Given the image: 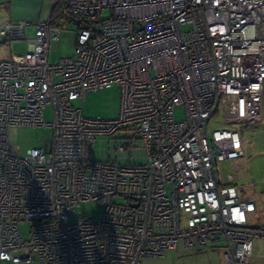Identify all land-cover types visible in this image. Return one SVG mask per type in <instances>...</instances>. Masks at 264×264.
I'll return each instance as SVG.
<instances>
[{
    "label": "built area",
    "instance_id": "1",
    "mask_svg": "<svg viewBox=\"0 0 264 264\" xmlns=\"http://www.w3.org/2000/svg\"><path fill=\"white\" fill-rule=\"evenodd\" d=\"M53 2L77 26L73 55L57 63L50 17L0 21L9 44L35 27L27 54L0 61V263L140 264L182 244L250 264L264 226L248 228L256 205L222 180L219 164L243 153L229 126L260 121L264 0ZM109 86L120 91L119 116L85 117L86 95ZM215 115L225 126L208 131ZM11 126L48 127L52 137L19 155ZM98 137L112 155L93 158ZM139 152L144 163H134ZM93 202L103 203L99 220L69 222Z\"/></svg>",
    "mask_w": 264,
    "mask_h": 264
},
{
    "label": "rangeland",
    "instance_id": "2",
    "mask_svg": "<svg viewBox=\"0 0 264 264\" xmlns=\"http://www.w3.org/2000/svg\"><path fill=\"white\" fill-rule=\"evenodd\" d=\"M53 0H0V21H46L52 11ZM108 13L104 14L107 17ZM53 25L60 30L57 40H52L49 46V62L54 64L60 59L73 55L77 26L74 20L57 8L53 17ZM35 27L29 25L25 29V40L6 43L0 37V59L9 60L11 53L24 55L28 52V40L34 37ZM120 91L116 86H109L99 91L89 92L83 103V115L85 117H101L115 119L120 113ZM78 104V102H75ZM177 121L184 120L183 107L175 109ZM53 120L50 108L44 112V121ZM223 117L215 115L209 122L207 130L222 128ZM229 128L241 132L243 141L242 156L233 160H225L219 164L220 175L223 181H230L238 188L242 200L252 201L256 205V211L247 214L248 228L264 226V92L260 112V121L248 125L234 124ZM8 140L13 147L19 148V155L33 147H42L45 140L52 137V130L48 127H16L11 126L7 130ZM113 144L107 137H98L93 144V158H103L104 155H112ZM139 159L134 163H144V153L139 152ZM115 202L123 203V199L114 198ZM103 211V203L93 202L77 205L74 213L69 216V222H75L79 216L91 215L99 220ZM28 225L21 226L26 233ZM0 264H15L13 262H1ZM18 264H38L37 261ZM140 264H223L221 248L206 247L196 253L193 250L184 249L179 244L176 250L166 251L162 257L146 258ZM250 264H264V238H255L252 241V255Z\"/></svg>",
    "mask_w": 264,
    "mask_h": 264
},
{
    "label": "trees",
    "instance_id": "3",
    "mask_svg": "<svg viewBox=\"0 0 264 264\" xmlns=\"http://www.w3.org/2000/svg\"><path fill=\"white\" fill-rule=\"evenodd\" d=\"M56 10H57V6H53L52 11L50 13V19L52 25H53V17L55 16Z\"/></svg>",
    "mask_w": 264,
    "mask_h": 264
},
{
    "label": "crops",
    "instance_id": "4",
    "mask_svg": "<svg viewBox=\"0 0 264 264\" xmlns=\"http://www.w3.org/2000/svg\"><path fill=\"white\" fill-rule=\"evenodd\" d=\"M49 17H50V16H49ZM32 22L43 23V22H45V21L40 22V21L38 20V21H32ZM26 54H27V53H26ZM24 55H25V54H24ZM24 55H17V54L11 53V56H10L9 60H11L12 57H14V56H19V57H21V56H24ZM2 60H7V59H0V61H2Z\"/></svg>",
    "mask_w": 264,
    "mask_h": 264
}]
</instances>
